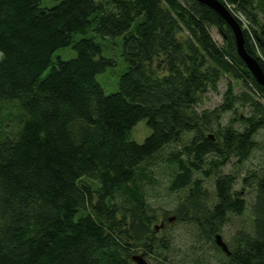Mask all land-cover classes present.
<instances>
[{"label": "trees", "instance_id": "1", "mask_svg": "<svg viewBox=\"0 0 264 264\" xmlns=\"http://www.w3.org/2000/svg\"><path fill=\"white\" fill-rule=\"evenodd\" d=\"M219 1L264 73V0ZM40 2L0 0V264H135L138 246L168 250L152 230L147 166L185 136L166 159L177 168L169 188L190 187L177 217L213 241L228 215L246 210L235 177L220 170L248 160L261 129L264 138V88L229 25L196 0ZM118 37L126 69L106 93L97 76L116 62L97 39ZM68 47L75 57H56ZM223 76L241 81L242 91L228 84L219 105L198 112L200 96L217 91ZM237 106L248 113L222 124ZM142 119L151 132L138 143L130 130ZM195 173L214 177L210 207ZM242 182L254 188L251 234L238 235L226 260L213 264H264V159Z\"/></svg>", "mask_w": 264, "mask_h": 264}, {"label": "rangeland", "instance_id": "2", "mask_svg": "<svg viewBox=\"0 0 264 264\" xmlns=\"http://www.w3.org/2000/svg\"><path fill=\"white\" fill-rule=\"evenodd\" d=\"M58 0H41L40 6L51 7ZM212 37L215 41L223 46L224 39L215 27L210 29ZM93 35L92 32L88 36ZM187 37L186 30L180 35L181 39ZM79 38V35L76 36ZM100 44L102 55L112 57L116 65L108 68L106 72L97 76V81L102 85L106 93L117 90V80L119 75L126 69V64L121 56L122 38L101 40L97 39ZM56 57L62 59H70L76 56V52L68 47L58 50ZM231 84L236 94L242 91L243 84L239 80H230L227 76H223L218 83L217 91L208 90L200 96L199 102L195 105V109L200 112L204 109H212L219 105L223 100L224 92L227 85ZM264 104V100H261ZM248 110L237 106L235 111L224 114L221 123L228 124V120L238 114H247ZM234 125L240 128L238 122ZM151 130L146 124V120L138 121L130 130V139L138 143H142ZM187 136L182 138L181 142L171 144L162 149L154 157L151 165L147 166L150 171L151 183L147 186V198L151 209L154 210L156 221L152 224V230L157 239H165L168 242V250L155 248L152 253H147L143 247H136L134 253L143 255L149 264H196L198 261L202 264L220 263L226 260V254L213 241H205L198 225L192 220H182L177 217L176 210L180 205H184L188 188L178 191H172L170 181L177 171L173 164L167 163L166 159L170 152L178 150L186 141ZM256 148L251 152L248 160L237 164L233 158L229 163L223 166L220 174H231L235 177L234 191L241 192L246 201V210L242 215H228L227 221L221 228L220 234L224 241L231 248L235 245L238 235L241 233L251 234V213L250 205L254 193V188H247L243 185V177L250 173L256 172L264 159V138L262 129L254 136ZM194 178H201V185L206 195L207 201H203V205L210 207L213 199H215L214 177L205 178L201 173H195ZM158 243L154 244L155 247Z\"/></svg>", "mask_w": 264, "mask_h": 264}, {"label": "water", "instance_id": "3", "mask_svg": "<svg viewBox=\"0 0 264 264\" xmlns=\"http://www.w3.org/2000/svg\"><path fill=\"white\" fill-rule=\"evenodd\" d=\"M209 8L216 11L229 25L231 28L236 50L238 55L241 57L243 62L245 63L248 70L251 72V76L254 78V80L264 88V73L259 66L256 59H254L250 54L247 53L245 50V39L242 32V28L236 18L232 15L228 7H226L223 3H221L219 0H196ZM210 138H213L210 135ZM214 241L216 245L226 254L230 255V251L228 249V246L226 242L223 240L221 234H215L214 235ZM131 259L135 262V264H149L146 259L142 255H133Z\"/></svg>", "mask_w": 264, "mask_h": 264}]
</instances>
